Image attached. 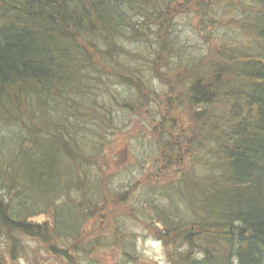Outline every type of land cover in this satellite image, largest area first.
Returning <instances> with one entry per match:
<instances>
[{"label": "trees", "instance_id": "trees-1", "mask_svg": "<svg viewBox=\"0 0 264 264\" xmlns=\"http://www.w3.org/2000/svg\"><path fill=\"white\" fill-rule=\"evenodd\" d=\"M210 2L0 0V264L19 262L23 239L55 264H99L100 253L111 249L121 262H138L136 237L82 233L88 220L130 201L136 186L117 192L103 174L94 175L102 149L93 137L113 122L97 90L107 81L136 90V102L116 103L129 114L151 101L158 106L151 93H141V65L127 64L125 55L155 53L141 62L163 84L166 59L179 55L172 8L194 9L206 32ZM239 2L237 37L246 42L228 45L234 36L224 34L209 62L203 64L207 55L183 68L171 84L190 78L188 121L176 139L192 155L188 170L143 189L144 207L131 206L162 244L164 264H264V0ZM149 22L155 47L143 32ZM120 39L137 52L128 54ZM161 125L158 161L178 153L167 135L177 124ZM150 154L149 147L143 158ZM42 215L50 219L33 222Z\"/></svg>", "mask_w": 264, "mask_h": 264}, {"label": "rangeland", "instance_id": "rangeland-1", "mask_svg": "<svg viewBox=\"0 0 264 264\" xmlns=\"http://www.w3.org/2000/svg\"><path fill=\"white\" fill-rule=\"evenodd\" d=\"M243 2L245 3L246 1ZM247 3L249 4L251 2L248 1ZM240 5L242 3L239 0H211L209 10L211 11L210 22H212V25L210 26L212 27H209L206 32H204L203 24L201 23V16L195 15L194 9H190L188 6L182 9L179 7L172 8L175 16L173 18L171 37L176 34V40L174 42L175 44L178 43L176 53L179 55L176 57L170 55L166 59L168 68L167 74L165 76L161 75L163 84L161 82L159 83L150 74L147 66H144V63L141 62V58L143 57L150 62L152 56L154 58L155 53H147V55L141 58L135 57V55L129 54L137 52V47L133 45V42L128 39H120L123 49L127 50L129 54L125 55V62L131 65L132 62L141 65V80L146 86L141 89V93L146 95V90L151 93L153 100L159 104L158 106L151 101L149 102L150 105L147 104L143 105V108H137L136 114H129L116 103H122L121 100L125 99L136 102L142 96L140 93L137 94L136 90L126 85L122 86L108 81L103 86L100 85L102 88L101 91L97 90L96 99L100 104L102 98L107 100V104L110 107H108L109 113L113 118V122L108 126L110 130L104 132L98 130L100 134L93 137L94 143H98L102 149L100 158L94 164L95 167L100 168H97L99 171H96L94 175L97 177L98 173L100 176L103 174L111 182L112 188H115L114 190L117 192L119 191L117 190L118 186H125L126 188L133 184H136V186L135 191L130 195L132 196L130 201L125 200L118 207H114V210L112 208L110 209V207L107 208L109 210H106L108 214H103L101 216L102 218L88 220L86 225L82 227V233L87 239L100 235V233L107 235L115 234L118 237L121 235L136 237L133 254L136 256L138 262L134 264H164L165 253L162 244L147 235L149 229L143 222L145 220L141 217L136 219L135 214L131 211V206H136L138 210L144 207V204L138 201V196L142 195L141 192L144 191L143 189L170 183L172 180L178 178L179 174L183 171L188 170V165H190L192 159V155L189 154V149L186 146L182 148L176 140L179 137L178 131L180 129L182 131L186 129L188 121V113L185 109L187 98L184 91L187 89L186 87L189 84L188 80L190 78H186L187 82L180 81L181 74L184 72L182 69L193 66L194 63H197L207 56L216 46L225 42L221 39L224 34L228 38L232 35L234 36L227 40L229 42L228 45H240L241 42H246L244 40L245 36H241L242 33L237 37L239 28L236 24L241 25L239 22L241 14H239L240 11L238 10ZM217 10L218 13L215 15ZM225 10L226 12H224ZM154 30L151 22H149L143 29V32L147 36L146 40L153 41L151 44L155 47ZM231 30L233 31L232 34ZM179 47H182L181 51L178 49ZM211 59L212 55H208L203 61V64L209 62ZM160 71L162 73V70ZM179 73V85L171 87V84L174 83L173 81ZM152 105L157 107L156 114L158 115H152L149 112ZM162 116L166 119L165 123H169L171 119L177 124L175 130L167 135H170L172 146L177 145L182 148L181 152L170 154L175 162H172V165L170 164L171 166L169 164L167 165V159H163L162 157L158 161L159 157L156 152L160 148L161 143L157 141L155 133L152 132V127L160 121ZM150 118H154L156 121L152 122ZM166 127L169 129V126ZM149 147L152 150V154L149 155V158L144 157V162L143 153L149 152ZM184 150L186 151L184 152ZM177 158L181 161L177 162ZM142 162L144 163L142 164ZM102 165H106V169L101 168ZM92 175L91 173V177ZM96 179L91 178L94 183ZM60 201H64V198H60ZM45 219H50V215L38 216L33 222L40 223L45 221ZM22 242L25 252L21 254L18 259L19 262L16 264L53 263V259L46 258V254L42 249L39 250L40 253L35 252L39 248L37 243L29 239H23ZM98 258L99 264H131L129 262H121L120 252L115 249L101 252Z\"/></svg>", "mask_w": 264, "mask_h": 264}, {"label": "flooded vegetation", "instance_id": "flooded-vegetation-1", "mask_svg": "<svg viewBox=\"0 0 264 264\" xmlns=\"http://www.w3.org/2000/svg\"><path fill=\"white\" fill-rule=\"evenodd\" d=\"M155 131H159V128H158V129H155ZM178 152H180V148L178 149ZM169 160H170V161L173 160V158H172L171 155H170V157H169Z\"/></svg>", "mask_w": 264, "mask_h": 264}]
</instances>
